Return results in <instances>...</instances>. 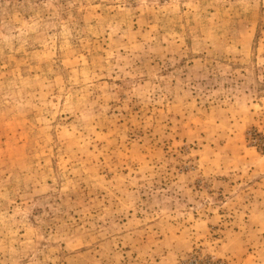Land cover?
Masks as SVG:
<instances>
[{
  "label": "rangeland",
  "instance_id": "obj_1",
  "mask_svg": "<svg viewBox=\"0 0 264 264\" xmlns=\"http://www.w3.org/2000/svg\"><path fill=\"white\" fill-rule=\"evenodd\" d=\"M0 264H264V0H0Z\"/></svg>",
  "mask_w": 264,
  "mask_h": 264
}]
</instances>
